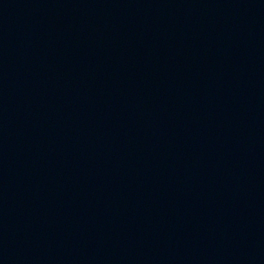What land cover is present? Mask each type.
Returning <instances> with one entry per match:
<instances>
[{
	"label": "water",
	"instance_id": "obj_1",
	"mask_svg": "<svg viewBox=\"0 0 264 264\" xmlns=\"http://www.w3.org/2000/svg\"><path fill=\"white\" fill-rule=\"evenodd\" d=\"M0 264H264V0H0Z\"/></svg>",
	"mask_w": 264,
	"mask_h": 264
}]
</instances>
